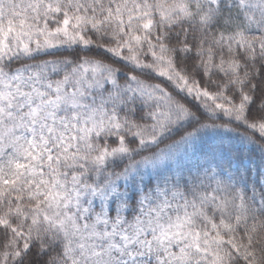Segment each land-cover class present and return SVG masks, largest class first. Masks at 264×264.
<instances>
[{"label":"snow or ice","instance_id":"obj_1","mask_svg":"<svg viewBox=\"0 0 264 264\" xmlns=\"http://www.w3.org/2000/svg\"><path fill=\"white\" fill-rule=\"evenodd\" d=\"M0 264H264V0H0Z\"/></svg>","mask_w":264,"mask_h":264}]
</instances>
